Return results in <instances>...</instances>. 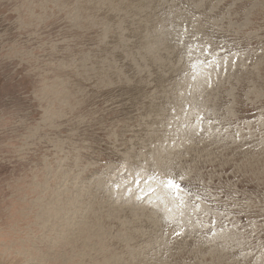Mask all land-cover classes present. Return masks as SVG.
<instances>
[{"label":"rangeland","instance_id":"rangeland-1","mask_svg":"<svg viewBox=\"0 0 264 264\" xmlns=\"http://www.w3.org/2000/svg\"><path fill=\"white\" fill-rule=\"evenodd\" d=\"M0 264H264V0H0Z\"/></svg>","mask_w":264,"mask_h":264},{"label":"snow or ice","instance_id":"snow-or-ice-1","mask_svg":"<svg viewBox=\"0 0 264 264\" xmlns=\"http://www.w3.org/2000/svg\"><path fill=\"white\" fill-rule=\"evenodd\" d=\"M167 187L170 188V189H178V188H179V186L176 185V184H175L173 181H171V180H169V181L167 182Z\"/></svg>","mask_w":264,"mask_h":264},{"label":"bare ground","instance_id":"bare-ground-1","mask_svg":"<svg viewBox=\"0 0 264 264\" xmlns=\"http://www.w3.org/2000/svg\"><path fill=\"white\" fill-rule=\"evenodd\" d=\"M159 42H160V41H159ZM164 159H165V158H164ZM164 159H163V160H164ZM165 164H166V162H165ZM162 166H163V165H161V167H162ZM165 166H166V165H165Z\"/></svg>","mask_w":264,"mask_h":264}]
</instances>
